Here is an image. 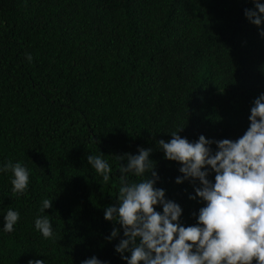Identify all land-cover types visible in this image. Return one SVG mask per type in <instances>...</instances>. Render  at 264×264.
<instances>
[{
    "label": "trees",
    "instance_id": "obj_1",
    "mask_svg": "<svg viewBox=\"0 0 264 264\" xmlns=\"http://www.w3.org/2000/svg\"><path fill=\"white\" fill-rule=\"evenodd\" d=\"M253 7L252 0H0V164L31 170L23 195L13 194L11 172L0 173V264H81L92 256L126 264L115 252L123 229L104 209L119 194L116 155L139 147L153 149L156 187L181 205V222L196 223L203 202L189 199L190 182L175 183L181 165L164 158L158 141L181 127L189 141L245 133L264 93V38L244 15ZM100 151L113 169L108 182L87 163ZM45 198L52 207L40 212ZM9 207L20 220L6 233ZM38 215L49 216L54 240L35 229ZM113 228L120 235L109 241Z\"/></svg>",
    "mask_w": 264,
    "mask_h": 264
},
{
    "label": "clouds",
    "instance_id": "obj_2",
    "mask_svg": "<svg viewBox=\"0 0 264 264\" xmlns=\"http://www.w3.org/2000/svg\"><path fill=\"white\" fill-rule=\"evenodd\" d=\"M252 3L254 7L246 8L244 15L264 38V2ZM26 59L31 63L33 57L26 54ZM248 120L249 127L235 140L200 135L189 141L179 135L181 127L170 133V140L158 141L164 158L181 165L178 171L182 175L175 183L190 182L195 194H189V199L203 202L198 213L192 214L196 218L193 225L181 222V205L168 199L165 189L156 187L159 175L150 159L152 148L116 155L119 194L116 203L104 209V219L123 229L124 238L115 252L126 264H264V93L254 99ZM123 160L127 163L122 164ZM87 163L104 182L110 180L113 169L101 151L88 155ZM8 172L13 194L27 192L31 170L21 162L0 164V173ZM213 174L214 180L209 179ZM130 175L137 179L129 180ZM52 201L45 198L39 211L51 208ZM3 217V232H13L20 212L9 207ZM34 227L45 239H55L48 215H38ZM119 235L120 229L113 228L107 239ZM28 264H45V260L30 259ZM81 264L109 262L92 256Z\"/></svg>",
    "mask_w": 264,
    "mask_h": 264
}]
</instances>
